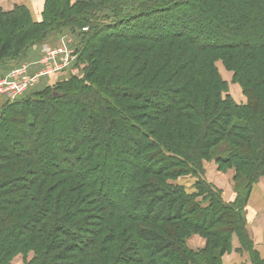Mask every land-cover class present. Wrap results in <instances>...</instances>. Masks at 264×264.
Wrapping results in <instances>:
<instances>
[{"label": "trees", "instance_id": "trees-1", "mask_svg": "<svg viewBox=\"0 0 264 264\" xmlns=\"http://www.w3.org/2000/svg\"><path fill=\"white\" fill-rule=\"evenodd\" d=\"M64 27H87L83 75L0 109V264H222L234 236L264 264L245 222L264 175V0H45L38 22L0 8V70ZM219 56L246 104L223 95ZM211 158L235 170L231 202L200 178Z\"/></svg>", "mask_w": 264, "mask_h": 264}, {"label": "rangeland", "instance_id": "rangeland-1", "mask_svg": "<svg viewBox=\"0 0 264 264\" xmlns=\"http://www.w3.org/2000/svg\"><path fill=\"white\" fill-rule=\"evenodd\" d=\"M69 1L70 3H74L76 1H86V0H69ZM44 4H45V0H0V8L2 9V11H9L13 9L15 6H24L29 10L32 19L36 22L42 20V12L44 9ZM186 12H188V10H186ZM84 28L85 27H81L79 29L77 27H73V28L64 27L61 28L60 31H51L50 33H48V37L43 42L36 43L35 45L31 46L26 50L20 63L26 64L27 70L31 74H34V72L37 71L38 69L37 61L43 55V52L46 48L60 49L61 52L70 49L73 51V56H72V60L68 61V67L65 71L63 70V71L50 72L37 78L36 84L32 88H30L24 95H26L27 93L31 95L32 93H37L45 89H51V90L56 89L59 83L70 79L71 76L81 77L83 75L85 63L79 61L78 59L79 55L77 50L78 48L82 47V44L80 43L79 40H82L81 32L87 31V27L86 29ZM72 29H74L73 32L71 31ZM210 38L211 35L206 34V39H210ZM214 65L216 66L222 79L226 82L227 88L226 91L223 93V95L227 94L238 105L246 104L247 98L246 95L243 93V88L241 87L238 80H235L234 72L225 66L221 56L215 58ZM2 72L3 71L0 70V73ZM8 101H12V100H10L5 95H0V109ZM124 131L125 134L128 135V131L126 129ZM202 167H203L202 168L203 172L202 174H200V178L204 179L207 183L211 184L212 187L220 190L221 196L224 199V201L232 197L229 201H226V202H231L235 196L234 168L232 166H229L226 167L225 169H220L218 167L217 162L213 158L203 159ZM122 169L123 167L121 168V170ZM126 169L127 170L130 169V166L126 165L125 170ZM262 177H264V175L261 176L260 178ZM197 179L198 178L195 175L194 176L188 175V176L180 177L179 179H177V182L179 184H183L188 192H192L194 191V182ZM259 179L253 184V186L258 183ZM245 222L247 223L246 206H245ZM234 237L237 239L236 236ZM232 239H231L230 250H227L221 256L222 264H251L247 253L239 249L241 244L239 243L238 239H237L238 245L234 247L232 246L233 245ZM185 240H186L185 244L187 248L193 250L194 252H198L199 250L204 248L208 243V237L201 235L198 232H194L191 236L187 237ZM251 241H252V245H251L252 250L258 254L254 241L253 240ZM232 252H234L233 255L231 254ZM244 253L247 255L248 260L247 258L245 261L242 259L244 257L243 256ZM258 256L260 257L259 254ZM32 257H34L33 250H26V251L21 250L12 256L8 264H27V262H29L32 259Z\"/></svg>", "mask_w": 264, "mask_h": 264}, {"label": "built area", "instance_id": "built-area-1", "mask_svg": "<svg viewBox=\"0 0 264 264\" xmlns=\"http://www.w3.org/2000/svg\"><path fill=\"white\" fill-rule=\"evenodd\" d=\"M72 56L73 51L70 49L61 52L60 49L46 48L37 61L38 69L34 74L28 72L24 63L3 70L0 73V95H5L10 100L21 97L36 84L37 78L50 72L65 71Z\"/></svg>", "mask_w": 264, "mask_h": 264}, {"label": "crops", "instance_id": "crops-1", "mask_svg": "<svg viewBox=\"0 0 264 264\" xmlns=\"http://www.w3.org/2000/svg\"><path fill=\"white\" fill-rule=\"evenodd\" d=\"M232 198V197H231ZM231 198L227 199L229 201ZM247 223L246 228L251 240L256 245V250L261 258H264V177L260 178L258 183L253 186L246 205ZM233 247L238 245L237 239H232ZM232 255L234 252L231 253ZM245 261L247 255L243 254ZM248 260V258H247ZM241 262V261H240ZM248 263V261H247Z\"/></svg>", "mask_w": 264, "mask_h": 264}]
</instances>
